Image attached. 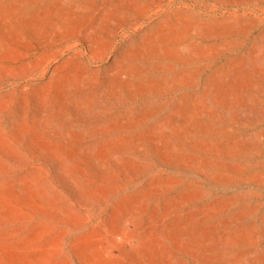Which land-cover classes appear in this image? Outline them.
<instances>
[{"label": "rangeland", "instance_id": "374dc122", "mask_svg": "<svg viewBox=\"0 0 264 264\" xmlns=\"http://www.w3.org/2000/svg\"><path fill=\"white\" fill-rule=\"evenodd\" d=\"M0 264H264V0H0Z\"/></svg>", "mask_w": 264, "mask_h": 264}, {"label": "bare ground", "instance_id": "6f19581e", "mask_svg": "<svg viewBox=\"0 0 264 264\" xmlns=\"http://www.w3.org/2000/svg\"><path fill=\"white\" fill-rule=\"evenodd\" d=\"M98 25V24H97Z\"/></svg>", "mask_w": 264, "mask_h": 264}]
</instances>
